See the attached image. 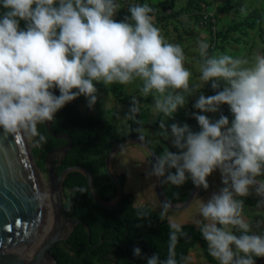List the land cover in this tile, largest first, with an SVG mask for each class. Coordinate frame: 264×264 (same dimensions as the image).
Listing matches in <instances>:
<instances>
[{"label":"clouds","instance_id":"clouds-1","mask_svg":"<svg viewBox=\"0 0 264 264\" xmlns=\"http://www.w3.org/2000/svg\"><path fill=\"white\" fill-rule=\"evenodd\" d=\"M121 7L120 0H0V129L47 143L38 125L54 121L66 105L83 96L94 110L99 84L138 80L140 95L153 97L159 116L155 135L170 143L146 174L177 188L191 181L208 190L209 177L219 172L221 186L200 201L194 223L218 264H257L264 258V220L255 222V230L238 197L255 194L264 204V54L251 60L209 55L210 44L201 40L200 83H190L184 48L165 40L155 9L129 2V14L118 20ZM209 82L215 94L198 91ZM193 96L191 107L199 111L186 114L199 131L187 122L169 124ZM225 104L231 119L221 111ZM141 110L133 97L126 116L137 121ZM136 131L144 140V129ZM47 195L36 198L43 203ZM172 206L169 200L159 205V218L169 226L166 256L148 255L139 245L132 249L145 264H188V257L177 256L186 233L171 219Z\"/></svg>","mask_w":264,"mask_h":264},{"label":"trees","instance_id":"trees-1","mask_svg":"<svg viewBox=\"0 0 264 264\" xmlns=\"http://www.w3.org/2000/svg\"><path fill=\"white\" fill-rule=\"evenodd\" d=\"M200 4L207 5L206 0H188L187 7H196ZM128 10L122 7L119 15H128ZM252 15H255L253 12ZM24 22L21 21V26ZM254 27V21L238 22L230 25L225 31H218L221 39L230 37L231 32L240 31L242 26ZM246 33V31H244ZM212 51L208 49L209 55ZM211 88V82H209ZM215 92V90H213ZM57 94L58 90H57ZM129 105L131 100L126 98ZM223 114L231 119L227 104L223 105ZM139 121V123H137ZM137 121H130L128 131L118 128L107 119L83 115L73 102L61 109L56 119L52 121L55 131L66 132L73 138V147L58 168L60 172L64 167L78 164L88 168L93 174L94 185L97 193L105 201L117 197L118 189L111 176L106 171V156L112 147L129 137L139 136L136 129L142 127L157 128L158 121L152 123L137 117ZM39 130L47 136V143L40 144L44 159L53 148L66 144V140L51 136L45 124L38 125ZM147 142L156 150L151 141ZM122 184L127 182V174L118 175ZM65 188L68 189L70 209L67 210L69 218H80L86 221L91 228V241H88L87 230L83 224H78L65 241L58 242L52 249L55 264H145L141 258L133 255L132 249L139 245L142 250L151 255L159 252L163 258L167 254L169 226L167 220L161 221L159 212L150 205L136 207L135 195L131 191L124 194L123 200L117 207L106 208L98 204L92 197L87 178L78 171H72L65 179ZM166 189V183H164ZM113 190L112 194L108 193ZM244 202L255 206L257 197H241ZM186 233L181 237L176 246L177 256L187 257L190 249L201 243L205 249L206 257L213 262H218L208 253L207 243L203 240L199 229L194 223H184ZM101 242V243H100ZM257 264H264V258H257Z\"/></svg>","mask_w":264,"mask_h":264},{"label":"rangeland","instance_id":"rangeland-1","mask_svg":"<svg viewBox=\"0 0 264 264\" xmlns=\"http://www.w3.org/2000/svg\"><path fill=\"white\" fill-rule=\"evenodd\" d=\"M145 2L149 3L155 9L154 23L161 30V34L164 36L165 40L171 43H178L184 48L186 54L185 66L188 67L193 74L190 78V83H200L199 69L202 58L199 54L198 45L201 40H205L210 44L212 48L210 55L227 53L234 57L248 58L251 60L253 55L257 52L264 54V0H206L207 5L200 4L196 7H187L188 0H137V3ZM253 12H255V15H252ZM124 16L119 15L118 12L116 19H123ZM245 21H254V27L249 28L243 25L240 31L231 32L230 37L227 39H221L217 36L218 31H225L230 25ZM244 31H246V33ZM208 85L209 83L198 91H202L205 95L215 94L212 88H208ZM98 88L99 99L94 110L86 107L85 98L83 96L74 101L83 115H92L107 119L118 128L128 131L130 129L131 119L126 116L129 106L126 102V98L132 100L133 97H138L141 101L142 110L137 117L152 123L158 121L159 116L154 110L153 97L151 95L148 97H142L140 95V82L138 80L127 85L112 84L104 86L103 84H99ZM195 99V96L190 97L187 109L181 108L175 114V119L169 120L168 123L180 122L182 124L187 122L192 126L193 130L199 131V125L195 118L186 114L189 110L199 111L191 107ZM221 111L223 113V105L221 106ZM220 114L221 113H208V115L213 118H219ZM157 130L158 127L145 129V138L151 141L154 147L159 149L160 155H162L170 147V143L163 137L155 135ZM27 141L35 166L39 171L45 190L48 192V168L40 144L36 142L35 138H27ZM129 145L137 146L139 144L129 143L122 147L114 157L113 169L117 174L125 172L128 182L136 181L133 183L134 186L132 189L130 188V190L138 196L140 205H142L150 201L146 190L149 185L155 183L156 178L146 174L152 160L149 153L142 146V153L124 154V158H122L123 150ZM172 150L175 149L173 148ZM133 172L142 173L143 178L140 180V177L138 178L137 176L136 180V177H133ZM193 187L194 185L191 181H188L180 188L166 183V196L171 200H175L177 198L173 194L174 191H178L180 194L186 192L182 197L177 199L185 201L190 195ZM218 189L219 187L212 189L211 193ZM68 191L69 190L65 188L64 206L67 210L70 209V200L67 195ZM202 191L203 189L201 188L200 194ZM112 193L113 190H111L108 195ZM202 197L197 199V202H194L187 209L175 211L174 213L183 214L181 216L185 215L189 220L192 219V221H194L197 217L200 201L206 200ZM238 198L242 199L241 197ZM114 199H110L109 201H113ZM244 207L255 213L264 212V205L250 206L244 203ZM50 216H52L51 211ZM187 222L190 223V221ZM53 264H55V262Z\"/></svg>","mask_w":264,"mask_h":264},{"label":"water","instance_id":"water-1","mask_svg":"<svg viewBox=\"0 0 264 264\" xmlns=\"http://www.w3.org/2000/svg\"><path fill=\"white\" fill-rule=\"evenodd\" d=\"M45 128L51 136L66 140L65 145L51 149L45 156L48 192L35 166L27 138L0 129V264H53L55 259L51 249L58 242L67 240L78 224L85 226L88 241H91L89 224L80 218H69L64 206V183L70 172L78 171L87 178L90 193L98 204L114 208L120 205L126 192L119 174L113 169L117 152L129 143H137L149 153L152 161L158 156L149 142L139 136L114 145L106 156L105 168L115 182L118 194L113 201H105L96 191L92 172L85 166L71 164L58 172L73 147V138L66 132L53 130L52 122L46 123ZM154 185L159 202L168 200L164 183L155 179ZM200 189L194 186L185 201L172 203L171 210L189 207L200 195ZM40 192L48 194L43 203L36 198ZM49 209L53 218L45 233Z\"/></svg>","mask_w":264,"mask_h":264},{"label":"crops","instance_id":"crops-1","mask_svg":"<svg viewBox=\"0 0 264 264\" xmlns=\"http://www.w3.org/2000/svg\"><path fill=\"white\" fill-rule=\"evenodd\" d=\"M133 153H142V148H141V146L140 145H129V146H127V147H125V149L123 150V152H122V158H124V154H133ZM125 161V160H124ZM147 166V165H146ZM143 174L142 173H138V172H136V173H134L133 172V177L137 180V176H138V178L141 180L142 178H143V176H142ZM212 177V178H211ZM145 178V177H144ZM145 180H146V178H145ZM136 181H127L126 182V185H125V191L127 192V191H131V192H133L132 190H130V188L132 189V187L134 186V184L133 183H135ZM209 182H210V187H209V189L208 190H204L203 189V191H202V193L195 199V201L194 202H197V199H199L200 197H202V196H204L206 193V195L204 196V197H202V198H204V199H207L211 194V190L212 189H214V188H218V187H220L221 186V182H220V174H219V172H216V173H214L212 176H210L209 177ZM152 183H153V181H152ZM176 187V186H175ZM166 190V189H165ZM146 192H147V196L149 197V199H150V201L149 202H147V203H144V204H142V205H150L152 208H154L156 211H158L159 212V205H160V202H159V199H158V197H157V194H156V190H155V185H154V183L153 184H151V185H149L148 187H147V190H146ZM176 192H178V191H174L173 192V194L174 193H176ZM134 193V192H133ZM179 193V197H176L177 199L178 198H180V197H182L186 192H184L183 194H180V192H178ZM134 195H135V198H134V205L136 206V207H139V206H142V205H140V199H138V196L134 193ZM249 197H257V196H255V194H253V195H251V196H249ZM257 198H259V197H257ZM167 199L169 200V201H171L172 203H177V202H182V201H180V199L179 200H177V199H175V200H171V199H169L168 197H167ZM182 200H183V198H182ZM193 202V203H194ZM192 203V204H193ZM191 204V205H192ZM190 205V206H191ZM256 205H258V204H256ZM255 205V206H256ZM261 205H264V204H261ZM189 206V207H190ZM250 206H252V205H250ZM188 208V207H187ZM187 208H185V209H187ZM185 209H182V210H185ZM182 210H178V211H182ZM175 211L174 210H170V213H169V215H170V217H171V219L172 220H174V221H176V222H179V223H181V224H184V223H189V222H187V221H190V223H194V221H192V219H188V217H185V215L184 216H181V215H183V214H177V213H174ZM244 215H245V217L250 221V222H252L253 223V226H254V229H255V222L256 221H258V220H264V212H260V213H255L254 211H252V210H247V208L246 207H244ZM195 224V223H194ZM255 230H259V229H255ZM188 258H189V260H188V264H213V262H211L207 257H206V255H205V249H204V246H203V244H201V243H197L195 246H193L191 249H190V251H189V254H188V256H187Z\"/></svg>","mask_w":264,"mask_h":264},{"label":"bare ground","instance_id":"bare-ground-1","mask_svg":"<svg viewBox=\"0 0 264 264\" xmlns=\"http://www.w3.org/2000/svg\"><path fill=\"white\" fill-rule=\"evenodd\" d=\"M50 211L51 210L49 209V212L47 213L46 220H45V233L48 231V229L50 228L52 224L53 215L50 216Z\"/></svg>","mask_w":264,"mask_h":264},{"label":"built area","instance_id":"built-area-1","mask_svg":"<svg viewBox=\"0 0 264 264\" xmlns=\"http://www.w3.org/2000/svg\"><path fill=\"white\" fill-rule=\"evenodd\" d=\"M123 7L127 8L129 2H137V0H120Z\"/></svg>","mask_w":264,"mask_h":264}]
</instances>
